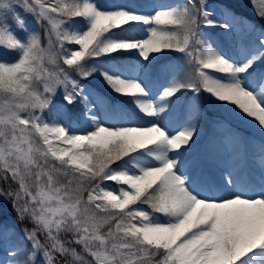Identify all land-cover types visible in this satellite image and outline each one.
<instances>
[{"label": "snow or ice", "instance_id": "1", "mask_svg": "<svg viewBox=\"0 0 264 264\" xmlns=\"http://www.w3.org/2000/svg\"><path fill=\"white\" fill-rule=\"evenodd\" d=\"M249 3L264 20V0ZM244 19L227 0L220 18L208 0H0V181L16 185L0 197L23 225H0V264H264V143L258 179L188 155L204 102L264 135V28L235 57L205 32ZM169 52L182 59L154 67ZM150 70H167L155 93ZM96 78L117 105L82 83ZM58 94L79 123L46 117Z\"/></svg>", "mask_w": 264, "mask_h": 264}, {"label": "rangeland", "instance_id": "2", "mask_svg": "<svg viewBox=\"0 0 264 264\" xmlns=\"http://www.w3.org/2000/svg\"><path fill=\"white\" fill-rule=\"evenodd\" d=\"M99 2L103 6L109 8L116 4L127 3L140 6L143 11H150L154 4H172L178 2V0H99ZM224 2L225 0H208L209 7L211 10L215 11L217 18L221 17V8ZM227 3L230 4L232 11L236 13L238 21L240 18L246 19L242 22H238L234 30L230 32H225L223 29L218 28L205 29V32H207L211 42L214 43V46L217 47L218 50L227 56L235 57L241 50L242 46L247 45V43L253 38L252 35L249 34V28L251 25H255L256 29L260 30L264 28V25H260L259 22L264 23V20L257 17L253 5L249 3V0H227ZM250 16H253L256 19H251ZM27 24L29 29L42 32V29L38 28L35 20L31 16L27 17ZM224 39L226 40V43L223 42ZM181 59V54L169 52L165 56H161L160 60L154 62V67L158 68L161 64L168 62L175 63ZM132 60H134V57H126L125 65L133 67ZM188 67L191 69V66ZM138 74L149 83L153 93H155L159 85L163 84L165 75H167V70L159 75L152 70H150L147 75H145L143 71H139ZM100 81L99 78H96L82 81V83L86 84L87 88L92 89L96 94L103 96L109 106L117 105L119 102H108L107 98L100 92ZM128 99L129 98L127 97L124 98L125 101ZM62 103V96L58 94L54 98L51 110L45 113L46 117L51 119L52 117L59 116L68 124H72L73 121L79 123L78 114L75 110L62 111L59 109V106ZM190 103L191 93H185L181 96L180 100L175 105V117H178L182 111H186ZM124 104L129 107V110H126L130 114L135 111L130 104ZM120 106L123 107L122 105ZM97 111L101 115V118H103V113L100 109H97ZM212 112L213 113L210 116H207L204 119L205 127L203 131L199 128V133L194 138L195 143L192 144L191 151L188 154L189 158L196 159L200 162V165L203 164L206 171L209 169L217 175L229 166L241 168L244 163L243 169H247L248 173L258 179L260 157L257 156L260 155L258 149L260 144L264 143V135L260 133L253 122L241 119L230 111L228 113L229 117L231 116L230 118L221 108H216L215 110H212ZM216 116H219L220 119H217ZM199 137L200 139L198 140ZM109 183L111 184V182ZM9 187L15 188L16 185L7 184L6 189ZM6 199V196L0 197V205L8 215L5 219L0 209V225L8 229H15L18 232L23 225L13 221L12 213L14 212L17 216V212L14 209L13 201L10 203L11 211L8 210ZM24 223L27 224L28 222L25 221ZM65 238L70 239V237Z\"/></svg>", "mask_w": 264, "mask_h": 264}, {"label": "trees", "instance_id": "3", "mask_svg": "<svg viewBox=\"0 0 264 264\" xmlns=\"http://www.w3.org/2000/svg\"><path fill=\"white\" fill-rule=\"evenodd\" d=\"M251 17V19H256L255 17H253V16H250ZM259 22V21H258ZM259 24L260 25H264V23L263 22H259ZM225 109V108H224ZM226 110V109H225ZM227 112L229 111V110H226ZM6 183H4L3 181H0V188H3V189H6ZM6 206H7V208H8V210L9 211H11V199H9L7 196H6ZM0 209H1V211H2V214H3V217L6 219L7 217H8V215L5 213V211H4V209H3V207L0 205ZM12 215H13V221L14 222H16V223H20L18 220H17V216L15 215V213L13 212L12 213ZM21 224V223H20Z\"/></svg>", "mask_w": 264, "mask_h": 264}, {"label": "bare ground", "instance_id": "4", "mask_svg": "<svg viewBox=\"0 0 264 264\" xmlns=\"http://www.w3.org/2000/svg\"><path fill=\"white\" fill-rule=\"evenodd\" d=\"M209 173L215 174L213 171H210Z\"/></svg>", "mask_w": 264, "mask_h": 264}]
</instances>
